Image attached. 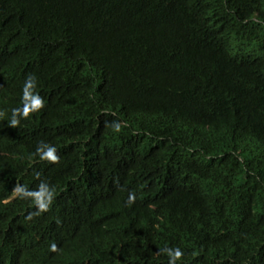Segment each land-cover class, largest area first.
Returning a JSON list of instances; mask_svg holds the SVG:
<instances>
[{
	"label": "trees",
	"instance_id": "obj_1",
	"mask_svg": "<svg viewBox=\"0 0 264 264\" xmlns=\"http://www.w3.org/2000/svg\"><path fill=\"white\" fill-rule=\"evenodd\" d=\"M169 261L264 264V0H0V264Z\"/></svg>",
	"mask_w": 264,
	"mask_h": 264
},
{
	"label": "clouds",
	"instance_id": "obj_2",
	"mask_svg": "<svg viewBox=\"0 0 264 264\" xmlns=\"http://www.w3.org/2000/svg\"><path fill=\"white\" fill-rule=\"evenodd\" d=\"M35 85V78L32 76H28L24 82L23 85V96L22 98L24 100H28V103H24L23 107L21 108H13L12 109V113L13 115H15V113L19 112L21 114V116L23 117H29L30 112H34L38 109H40V105H41V100L39 98L38 95L31 93L30 89ZM10 124L15 126L17 125V120L16 119H12L10 121ZM116 130H119V125L116 126ZM36 153L39 155V158L41 160H48L51 162H55L57 161V156H56V149L55 147H48L46 151H42L40 147L36 148ZM29 195H33L36 197V200L34 201L35 203L39 204V208L41 210L47 209L48 205H49V201L51 199V194H49L48 197L43 198L44 197V193L41 192H37V193H28ZM134 200V196L132 193H129L128 196V202L130 203L131 201ZM51 250L55 251L56 249V245L53 243L50 245ZM170 256H172L173 261L179 259L182 255L181 250L179 248H172L169 252ZM173 261H169V264H173Z\"/></svg>",
	"mask_w": 264,
	"mask_h": 264
}]
</instances>
